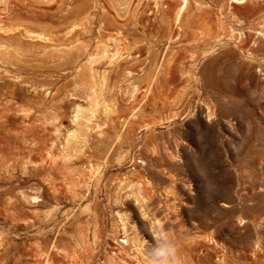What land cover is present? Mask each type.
I'll list each match as a JSON object with an SVG mask.
<instances>
[{"label":"rangeland","instance_id":"1","mask_svg":"<svg viewBox=\"0 0 264 264\" xmlns=\"http://www.w3.org/2000/svg\"><path fill=\"white\" fill-rule=\"evenodd\" d=\"M3 1L0 264H264V0Z\"/></svg>","mask_w":264,"mask_h":264},{"label":"bare ground","instance_id":"2","mask_svg":"<svg viewBox=\"0 0 264 264\" xmlns=\"http://www.w3.org/2000/svg\"><path fill=\"white\" fill-rule=\"evenodd\" d=\"M4 1H6V0H4ZM3 1V2H4ZM13 1V0H12ZM21 1V0H20ZM156 1V0H155ZM239 1V0H238ZM9 2H11V0H9ZM50 3V2H49ZM5 4V3H4ZM53 4V3H52ZM9 6V5H8ZM15 7V6H14ZM100 7H102V6H100ZM10 8V7H9ZM8 8V9H9ZM96 8V7H95ZM99 8V7H98ZM123 8V7H122ZM182 8V7H181ZM3 9H4V7H3ZM97 9V8H96ZM95 9V10H96ZM184 9V8H183ZM182 9V10H183ZM5 10V9H4ZM13 10V9H12ZM94 10V9H93ZM130 10V9H129ZM181 10V9H180ZM104 12H105V9L103 10ZM9 13V12H8ZM91 13V12H90ZM6 14H7V12H6ZM11 13H9V15H10ZM13 17V16H12ZM87 17H89V15L87 16ZM4 18V17H3ZM92 18V17H91ZM95 18H97V17H95ZM103 18V17H102ZM82 19V18H81ZM81 19H80V21H81ZM5 20V19H4ZM90 20V19H89ZM93 20H95V19H93ZM99 20V19H98ZM8 21V20H7ZM16 21H18V20H16ZM33 21V20H32ZM86 21V20H85ZM106 21V20H105ZM87 22V21H86ZM104 22V21H103ZM3 23V22H2ZM25 23V22H24ZM90 23V22H89ZM7 24V23H6ZM15 24V23H14ZM76 24H77V22H76ZM93 24V27H94V22L92 23ZM99 24V23H98ZM105 23H103V25H104ZM3 24H1L0 25V30L2 31V32H4V33H10L11 32V29H9V28H7V27H5V25H3ZM41 25H43V24H41ZM87 25V24H86ZM85 24L83 25L84 27L86 26ZM90 25H91V23H90ZM11 26V25H10ZM23 26H25V25H23ZM69 26H70V24H69ZM68 26V27H69ZM80 26V25H79ZM83 26H81V27H83ZM102 26V25H101ZM20 27H22V25H20ZM29 27V26H28ZM65 27V26H64ZM83 27V28H84ZM97 27V26H96ZM106 27V26H105ZM105 27L104 28H102V29H105ZM107 27H108V25H107ZM15 28V27H14ZM24 27H22V29H23ZM76 28H78L75 24L71 27V29H68V30H70V31H74V30H76ZM80 28V27H79ZM82 28V29H83ZM87 28V27H86ZM91 28V27H90ZM12 29H13V27H12ZM85 29V28H84ZM89 29V28H88ZM93 29H95V28H93ZM108 29H110V28H108ZM107 29V30H108ZM16 30V29H15ZM19 30V29H18ZM24 30L27 32V34H31V35H33V34H35L42 42H45V41H47V42H50L51 41V38H50V34H48V33H44V32H40V33H38V32H34V31H32V30H30V29H28V28H24ZM55 30H56V28H55ZM60 30V29H59ZM86 30V29H85ZM84 30V31H85ZM99 31H101L100 30V28L98 29ZM106 30V31H107ZM12 31H14V29L12 30ZM37 31V30H36ZM45 31V30H44ZM69 31V32H70ZM78 31V30H77ZM90 31V30H89ZM103 31H105V30H103ZM1 32V33H2ZM56 32V31H55ZM58 32V31H57ZM68 32V33H69ZM87 32V31H86ZM85 32V33H86ZM24 33V32H23ZM53 32H51V34H52ZM66 33V35L68 34L67 32H65ZM74 33H76V32H74ZM92 33V32H91ZM94 33V32H93ZM92 33V34H93ZM13 34H14V32H13ZM18 34V33H17ZM16 33H15V35H17ZM83 34V33H82ZM88 34V33H87ZM7 35V34H6ZM30 35V36H31ZM55 35V34H54ZM57 35H59V34H57ZM70 35H71V33H70ZM75 35V34H74ZM74 35H72V36H74ZM99 35H100V33H99ZM172 35V34H171ZM53 36V35H52ZM72 36H70V37H72ZM81 36V35H80ZM102 36V35H101ZM100 36V37H101ZM104 36V35H103ZM174 36V35H173ZM57 37V36H56ZM8 38V37H7ZM31 38V37H30ZM34 38V37H33ZM53 38V37H52ZM60 38V37H59ZM75 39V38H74ZM80 39H81V37H80ZM101 39V38H100ZM105 39V38H104ZM110 39V38H109ZM4 40H5V38H4ZM31 40H32V38H31ZM66 40L67 41H69L70 40V38L68 37V38H66ZM103 40V39H102ZM101 40V41H102ZM107 40V39H106ZM172 40V39H171ZM12 41V40H11ZM37 41H38V39H37ZM100 41V40H99ZM8 42V41H7ZM7 42H5V41H3V42H1L0 41V62H5V59L6 58H9L10 57V55H11V45H9ZM35 42V41H34ZM47 42H46V44H45V46H46V48L48 47V46H50V45H48L47 44ZM52 42H54L53 40H52ZM51 42V43H52ZM56 42V41H55ZM54 42V43H55ZM65 42V41H64ZM80 42V41H79ZM84 42V41H83ZM110 42H111V40H110ZM109 42V43H110ZM18 43V42H17ZM23 43V42H22ZM81 43H82V41H81ZM11 44V43H10ZM56 44V43H55ZM86 44H87V42H86ZM94 44V43H93ZM14 45V44H13ZM62 45V44H61ZM78 45V44H77ZM103 45V44H102ZM104 45H106L105 43H104ZM109 45V44H108ZM22 46V45H21ZM74 46V45H73ZM95 46V45H94ZM16 47V46H15ZM15 47H13V48H15ZM72 47V46H71ZM71 47H69V49L71 48ZM100 47V46H99ZM109 47V46H108ZM108 47H107V50H108ZM35 48V47H34ZM40 48V47H39ZM43 48V47H42ZM90 48V47H89ZM24 49V48H23ZM58 49V48H57ZM68 49V50H69ZM35 50V49H34ZM45 50V49H44ZM54 50V49H53ZM71 50H72V48H71ZM73 50H74V48H73ZM72 50V51H73ZM87 50V49H86ZM13 51H14V49H13ZM46 51V50H45ZM56 51V50H55ZM62 51V50H61ZM105 51H106V49H105ZM126 51H128V50H126ZM16 52V51H15ZM19 52V51H18ZM17 52V53H18ZM22 53L23 52H26V51H21ZM41 52H42V50H41ZM48 52H50L49 50L46 52L47 54H49ZM99 52V51H98ZM45 53V54H46ZM87 53H89L88 51H87ZM91 53V52H90ZM105 53H107V52H105ZM113 53V52H112ZM20 53H18V55H19ZM45 54H43V56H45ZM60 54V53H59ZM109 55H110V53H108ZM115 54V53H114ZM130 54V53H129ZM93 55V54H92ZM118 55V54H117ZM24 56V55H23ZM48 56V55H47ZM46 56V57H47ZM51 56V55H50ZM105 56L107 57V55L105 54ZM132 56V55H131ZM20 57V56H19ZM28 57H29V55H28ZM90 57H91V55H90ZM104 57V56H103ZM113 57H114V55H113ZM120 57V56H119ZM129 57V56H128ZM26 58V57H25ZM33 58V57H32ZM110 58V57H109ZM121 58H122V56H121ZM124 58V57H123ZM47 59V58H46ZM94 59H95V57H94ZM93 59V60H94ZM126 59V58H125ZM125 59H123V61L125 60ZM51 60V59H50ZM93 60H91L92 61V63H94L93 62ZM104 60V59H103ZM111 60V59H110ZM122 60V59H121ZM18 61V60H17ZM26 61V60H25ZM35 61V60H34ZM81 61V60H80ZM88 61H89V59H88ZM102 61V60H101ZM105 61H106V58H105ZM86 62V61H85ZM90 62V61H89ZM116 63L118 62V60H116L115 61ZM115 62H114V65H115ZM24 63V62H23ZM87 63V62H86ZM98 63H100V62H98ZM111 63H112V61H111ZM45 64V63H44ZM43 64V65H44ZM83 64V63H82ZM82 64H81V66H82ZM110 64V63H109ZM133 64V63H132ZM30 65V64H29ZM90 65V64H89ZM95 65V64H94ZM98 65V64H97ZM96 65V66H97ZM6 66H7V64H6ZM6 66H4V67H6ZM13 67L15 66V65H12ZM86 66H88L87 64H86ZM2 67V66H1ZM9 67V66H8ZM89 67V66H88ZM107 67V66H106ZM116 67H118L117 65H116ZM12 68V67H11ZM16 68V67H15ZM39 68V67H38ZM42 68V67H41ZM71 68V67H70ZM81 68V67H80ZM87 68V67H86ZM85 68V69H86ZM111 68H113L112 66H111ZM8 69V68H7ZM84 68H82V70H83ZM93 69V68H92ZM116 69V68H115ZM4 70V69H3ZM24 71H26V70H24ZM39 71V70H38ZM79 71V70H78ZM81 71V70H80ZM95 71V70H94ZM114 71V70H113ZM1 72H2V70H1ZM8 72V71H7ZM74 72V71H73ZM72 72V73H73ZM84 72V71H83ZM112 72V71H111ZM43 73V72H42ZM7 74V73H6ZM18 74V73H17ZM80 74V73H79ZM82 74V73H81ZM109 74H110V72H109ZM10 75H12L11 73H10ZM14 76V75H13ZM18 76V75H17ZM23 76V75H22ZM40 76V75H39ZM75 76V75H74ZM21 77V76H20ZM17 78H19V76L17 77ZM23 78V77H22ZM25 78V77H24ZM23 78V79H24ZM29 78V77H28ZM35 78V77H34ZM15 79V78H14ZM30 79V78H29ZM28 79V80H29ZM46 79V78H45ZM75 79H76V76H75ZM21 80V79H20ZM44 80V79H43ZM79 80V79H78ZM108 80V79H107ZM17 81V80H16ZM22 81V80H21ZM25 82V81H24ZM106 83V82H105ZM26 84V83H25ZM29 85V84H28ZM46 85V84H45ZM96 85V84H95ZM34 87H36V86H34ZM37 88V87H36ZM39 88H40V86H39ZM45 88H46V86H45ZM49 88H51V87H49ZM48 88V89H49ZM42 89V88H41ZM53 89V88H52ZM37 90V89H36ZM40 90V89H39ZM51 90V89H50ZM49 90V91H50ZM54 90V89H53ZM34 91V90H33ZM51 93H52V91H50ZM54 94V93H53ZM98 94V93H97ZM96 94V95H97ZM101 94V93H100ZM106 94V93H105ZM107 95V94H106ZM103 96V95H102ZM96 97V96H95ZM97 97H99V96H97ZM106 97H104V99H105ZM94 100V99H93ZM101 100H103V99H101ZM100 100V101H101ZM97 101H99V98H98V100ZM103 102H105V100L103 101ZM106 103V102H105ZM109 103H110V101H109ZM116 103V102H115ZM10 104H12V103H10ZM97 104V103H96ZM101 104V106H102V103H100ZM104 104V103H103ZM95 105V104H94ZM107 105H108V103H107ZM111 105V104H110ZM119 105V104H118ZM97 106H99V105H97ZM97 106H96V110H98L97 109ZM105 106V105H104ZM117 106V105H116ZM82 106H80V108H81ZM94 107V106H93ZM114 107H115V105H114ZM114 107H112V108H114ZM78 108V107H77ZM108 108V107H107ZM111 108V107H110ZM101 109V108H100ZM109 109V108H108ZM26 110V109H25ZM32 110V109H31ZM94 110H95V108H94ZM95 110V112H96V114H98L97 113V111ZM105 110V109H104ZM103 110V111H104ZM111 110V109H110ZM114 110V109H113ZM115 110H116V108H115ZM24 111V110H23ZM27 111H28V109H27ZM30 111V110H29ZM36 111V110H35ZM40 111V110H39ZM79 111V110H78ZM83 112V110H82V108H81V110H80V112ZM101 110H99V112H100ZM107 111V110H106ZM109 111V110H108ZM26 112V111H25ZM111 112V111H110ZM112 112H114V111H112ZM118 112V111H117ZM106 113V112H105ZM119 113V112H118ZM23 114V113H22ZM27 114V113H26ZM101 114V113H100ZM113 114V113H112ZM115 114H116V111H115ZM77 115V114H76ZM79 115V114H78ZM99 115V114H98ZM105 115V114H104ZM82 116V115H81ZM94 116V115H93ZM110 116V115H109ZM114 116H116V115H114ZM113 116V117H114ZM79 117H80V115H79ZM102 117V116H101ZM107 117V116H106ZM111 117V116H110ZM109 117V118H110ZM121 117V116H120ZM77 118V117H76ZM92 119H94V118H96V117H91ZM108 118V117H107ZM119 118V117H118ZM79 119V118H78ZM81 119H82V117H81ZM80 119V120H81ZM103 119V118H102ZM83 120V119H82ZM84 120H85V118H84ZM87 120V119H86ZM97 120V119H96ZM99 120V119H98ZM113 120V119H112ZM119 120H120V118H119ZM123 120V119H122ZM88 121V120H87ZM86 121V122H87ZM91 121V120H90ZM107 121V120H106ZM105 121V122H106ZM132 121V120H131ZM108 122V121H107ZM78 122L76 121V124H77ZM82 123V122H81ZM84 123V122H83ZM88 123H89V121H88ZM97 123V122H96ZM101 123V122H100ZM112 123V122H111ZM116 123L114 122V124H113V126L115 125ZM78 125V124H77ZM80 125V124H79ZM95 125V124H94ZM99 125V124H98ZM108 125H110V124H108ZM126 125H128V124H126ZM101 126V125H100ZM119 126V125H118ZM80 127H81V125H80ZM85 127V126H84ZM101 127H103V125L101 126ZM105 127V126H104ZM109 127V126H108ZM116 127V126H115ZM93 128H95V127H93ZM105 128H107V127H105ZM105 128H102V129H105ZM81 129V128H80ZM87 129H89V128H87ZM108 129V128H107ZM85 130V129H84ZM90 130V129H89ZM101 130V129H100ZM116 130V129H115ZM121 131V130H120ZM120 131H119V133H120ZM91 132V131H90ZM97 132V131H96ZM99 132H101V131H99ZM104 132V131H103ZM103 132H101V133H103ZM129 132V131H128ZM76 133V132H75ZM92 133V132H91ZM78 134V133H77ZM89 134V133H88ZM97 134V133H96ZM104 134V133H103ZM107 134V133H106ZM122 134V133H121ZM71 135H72V133H71ZM70 135V136H71ZM75 135V134H74ZM103 136V135H102ZM127 136V135H126ZM72 137H75V136H72ZM86 137H88V136H86ZM78 138V137H77ZM81 138V137H80ZM120 138V137H119ZM125 138V137H124ZM69 139V138H68ZM72 139V138H71ZM84 139V138H83ZM74 140V139H73ZM79 140H81V139H79ZM88 140H90V139H88ZM93 140V139H92ZM68 141V140H67ZM101 141V140H100ZM68 144H69V142H67ZM92 143H93V141H92ZM71 144V143H70ZM87 144V143H86ZM88 145H89V143H88ZM68 153V152H67ZM71 158V157H70ZM48 159V158H47ZM46 161V160H45ZM44 161V162H45ZM103 161V160H102ZM107 164V163H106ZM103 165V164H102ZM98 168V167H97ZM96 170V169H95ZM100 171H103V170H100ZM98 174V173H97ZM93 175V174H92ZM94 175H95V173H94ZM95 177V176H94ZM93 178V177H92ZM99 178V177H98ZM92 180V179H91ZM96 180H98V179H96ZM38 193V192H37ZM43 193V192H42ZM28 196V195H27ZM33 196V195H32ZM31 196V197H32ZM32 199V198H31ZM38 201V200H37ZM118 214H119V212H118ZM121 215V214H120ZM124 216H126V215H124ZM124 218V217H123ZM121 220V219H120ZM125 221V220H124ZM124 223V222H123ZM126 223V222H125ZM128 224V223H127ZM124 226H126V224H124ZM128 227V226H127ZM127 229V228H126ZM125 229V230H126ZM128 230V229H127ZM125 232H127L128 233V231H125ZM130 238V237H129ZM210 239V238H209ZM129 240V239H128ZM212 240H213V238H212ZM126 240H124L123 242H125ZM207 241V240H206ZM215 241V240H214ZM127 242V241H126ZM129 242V241H128ZM213 241H211V243H212ZM135 243V242H134ZM208 243V242H207ZM129 244V243H128ZM216 244H218L217 242H216ZM127 245V244H126ZM205 246H207L206 244H205ZM217 247V246H216ZM139 249V248H138ZM137 249V250H138ZM83 250V249H82ZM224 251V250H223ZM244 252V251H243ZM255 252V251H254ZM140 253V252H139ZM232 253H234V252H232ZM256 253V252H255ZM143 254V253H142ZM193 254V253H192ZM241 254V253H240ZM257 254V253H256ZM138 255V254H137ZM181 255V254H180ZM205 255V254H204ZM253 255V254H252ZM258 255V254H257ZM184 256V255H183ZM219 257V256H218ZM247 257V256H246ZM139 258V257H138ZM137 258V260H141V259H138ZM257 258V257H256ZM225 259V258H224ZM224 259H223V262H224ZM255 260V259H254ZM199 261V260H198ZM139 262H141V261H138L137 263H139ZM185 262H187V261H185ZM146 263V262H145ZM189 263V262H188ZM130 264V263H129ZM142 264V263H141ZM196 264V263H195ZM198 264V263H197ZM200 264H202V263H200Z\"/></svg>","mask_w":264,"mask_h":264},{"label":"clouds","instance_id":"3","mask_svg":"<svg viewBox=\"0 0 264 264\" xmlns=\"http://www.w3.org/2000/svg\"><path fill=\"white\" fill-rule=\"evenodd\" d=\"M147 264H181L180 249L177 240L163 228L153 235V242H143Z\"/></svg>","mask_w":264,"mask_h":264}]
</instances>
